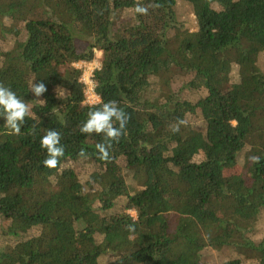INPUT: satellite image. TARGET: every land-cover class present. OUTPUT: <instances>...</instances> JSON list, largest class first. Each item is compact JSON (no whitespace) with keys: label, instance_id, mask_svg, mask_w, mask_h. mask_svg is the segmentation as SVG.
Segmentation results:
<instances>
[{"label":"trees","instance_id":"trees-1","mask_svg":"<svg viewBox=\"0 0 264 264\" xmlns=\"http://www.w3.org/2000/svg\"><path fill=\"white\" fill-rule=\"evenodd\" d=\"M0 83L30 108L19 135L0 118V264H264V0H0ZM109 100L129 119L101 160L79 128ZM166 207L229 236L172 233Z\"/></svg>","mask_w":264,"mask_h":264},{"label":"clouds","instance_id":"clouds-1","mask_svg":"<svg viewBox=\"0 0 264 264\" xmlns=\"http://www.w3.org/2000/svg\"><path fill=\"white\" fill-rule=\"evenodd\" d=\"M134 11L139 15H147L148 6L140 3L135 5ZM29 90L35 97L42 96L47 91L44 83H31ZM43 101V100H42ZM30 111L29 105L9 87L0 83V118L4 125L10 130L11 134L19 135L21 126ZM128 114L117 105V101H101V106L94 111H89L87 119L80 126L79 131L82 134L91 135L102 134V143L95 145L99 158L107 160L109 158L108 149L111 148V142H118L128 122ZM115 122V123H114ZM61 133L55 129L46 130L40 139V148L45 150L46 157L42 165L46 168H56L60 163V158L64 156V147L61 145ZM79 156H85V150L82 148ZM254 161L257 158L253 157ZM258 162V161H257ZM131 228V226H129Z\"/></svg>","mask_w":264,"mask_h":264},{"label":"rangeland","instance_id":"rangeland-1","mask_svg":"<svg viewBox=\"0 0 264 264\" xmlns=\"http://www.w3.org/2000/svg\"><path fill=\"white\" fill-rule=\"evenodd\" d=\"M194 19V18H193ZM192 19V20H193ZM180 42L185 45L186 43H188L189 41H191L192 43L196 42V33H195V28L189 27L185 32L182 31V33L179 36ZM101 59V52H97L96 57L94 58L93 61L91 62H80L77 63L76 66L78 68H80L83 72L81 77H83V80L85 82H87V78H88V74H90L93 69L99 65V61ZM204 65L209 67V63L207 60H204ZM216 73V77L215 80L219 77L222 76L223 81L225 82L226 77H229L230 74H232L233 70L230 68H224V69H213ZM87 71V72H85ZM91 85H88V88ZM87 90V88H86ZM93 93L89 96L90 99L92 98ZM138 113V112H136ZM140 115V113H138ZM10 132V130H9ZM11 134V133H10ZM14 135V134H12ZM196 143L197 145H200V140L199 138L196 139ZM232 175V174H231ZM177 198V196H176ZM175 198V199H176ZM158 213L160 214L159 217L160 218H164L167 220L169 227H170V231L176 232V231H182L185 233H191L194 236H196L198 239H203V240H208L211 238H220V237H228L229 235H224V234H219V236H214V231L213 228L208 225V224H199L194 217H192L189 214H184V213H180L177 212L176 210L170 208V207H166V209H158L157 210ZM133 216H135V212L131 211L130 212ZM91 219V218H90ZM89 219V220H90ZM70 236H72L70 234ZM67 237V236H66ZM263 258H264V253H263ZM159 264H190L188 260H186V258H180L178 260L175 261H169L167 259H163L159 262Z\"/></svg>","mask_w":264,"mask_h":264},{"label":"built area","instance_id":"built-area-1","mask_svg":"<svg viewBox=\"0 0 264 264\" xmlns=\"http://www.w3.org/2000/svg\"><path fill=\"white\" fill-rule=\"evenodd\" d=\"M99 66V65H98ZM98 66H96L95 68H97ZM94 68V69H95ZM93 69V71H94ZM93 71L88 74V78H87V82H85L83 80V77H81V81L84 83L85 85V93H86V102L89 103V104H95L99 101V96L95 93L94 91V84H93V81H92V75H93ZM87 72V71H85ZM88 85H91L89 88H88ZM87 88V90H86ZM93 93V96L92 98L90 99V95Z\"/></svg>","mask_w":264,"mask_h":264}]
</instances>
